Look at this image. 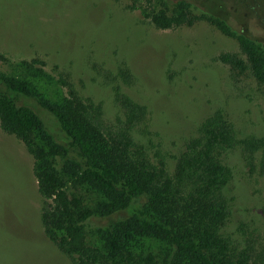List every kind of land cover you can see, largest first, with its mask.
Returning <instances> with one entry per match:
<instances>
[{
  "label": "trees",
  "instance_id": "16d2710c",
  "mask_svg": "<svg viewBox=\"0 0 264 264\" xmlns=\"http://www.w3.org/2000/svg\"><path fill=\"white\" fill-rule=\"evenodd\" d=\"M131 1L134 8L139 0ZM145 1L158 28L205 19L235 36L240 52L221 59L264 87L263 45L228 18L203 10L202 0ZM127 71L111 81L118 112L109 119L68 74L60 78L66 90L52 95L40 89L39 74L0 69V126L35 160L47 237L69 264H264V222L241 215L232 187L237 156L251 172L264 169V135L242 137L219 107L172 152L152 131L149 106L120 83Z\"/></svg>",
  "mask_w": 264,
  "mask_h": 264
},
{
  "label": "rangeland",
  "instance_id": "374dc122",
  "mask_svg": "<svg viewBox=\"0 0 264 264\" xmlns=\"http://www.w3.org/2000/svg\"><path fill=\"white\" fill-rule=\"evenodd\" d=\"M222 1L225 5L214 6L202 0L200 7L228 18L237 32L264 47V0ZM131 5V0H0V69L29 79L39 74L40 89L52 95L66 90L61 75L70 76L113 119L118 106L111 81L125 68L130 76L120 83L149 106L152 131L172 152L219 107L242 137L264 135V87L221 59L240 52L235 36L205 19L158 28L148 22L145 0ZM237 158L232 187L245 207L241 215L264 222V169L251 172ZM34 164L25 144L0 126V264H69L42 226Z\"/></svg>",
  "mask_w": 264,
  "mask_h": 264
}]
</instances>
